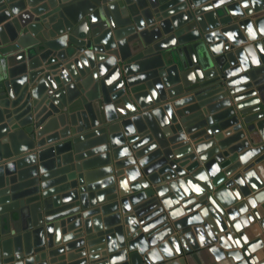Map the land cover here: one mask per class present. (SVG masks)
<instances>
[{"label": "water", "instance_id": "water-1", "mask_svg": "<svg viewBox=\"0 0 264 264\" xmlns=\"http://www.w3.org/2000/svg\"><path fill=\"white\" fill-rule=\"evenodd\" d=\"M264 0H0V264H264Z\"/></svg>", "mask_w": 264, "mask_h": 264}, {"label": "crops", "instance_id": "crops-1", "mask_svg": "<svg viewBox=\"0 0 264 264\" xmlns=\"http://www.w3.org/2000/svg\"><path fill=\"white\" fill-rule=\"evenodd\" d=\"M264 81V77L262 79ZM249 239H257L259 238L258 251L257 254L261 260L264 259V226L260 223V220H257L255 223V231L251 232L249 229L246 230ZM188 264H211L213 262V258L209 255L207 250H200L197 252L196 259L188 256Z\"/></svg>", "mask_w": 264, "mask_h": 264}]
</instances>
